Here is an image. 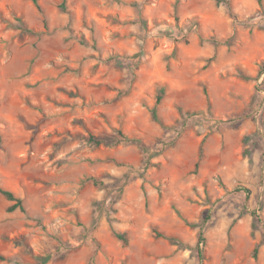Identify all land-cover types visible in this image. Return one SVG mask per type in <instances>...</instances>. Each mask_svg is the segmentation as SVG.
<instances>
[{
	"label": "rangeland",
	"instance_id": "obj_1",
	"mask_svg": "<svg viewBox=\"0 0 264 264\" xmlns=\"http://www.w3.org/2000/svg\"><path fill=\"white\" fill-rule=\"evenodd\" d=\"M38 1L0 0V264H264V0Z\"/></svg>",
	"mask_w": 264,
	"mask_h": 264
},
{
	"label": "trees",
	"instance_id": "obj_2",
	"mask_svg": "<svg viewBox=\"0 0 264 264\" xmlns=\"http://www.w3.org/2000/svg\"><path fill=\"white\" fill-rule=\"evenodd\" d=\"M32 2L36 5V7L38 9H41V6L39 4V1L38 0H32ZM160 98H158V101L156 103V105L153 107V110H152V113H153V116L156 120L159 121V118H158V114H157V104L159 102ZM161 122V121H160ZM198 165V164H197ZM0 193L3 194L7 199L9 200H13L15 201V203L11 206L10 209H15L17 207H20L21 209H24V206H23V201L21 198L17 197L12 191L10 190H7V189H4L0 186ZM158 235L160 236H164L162 233H159L158 232ZM170 239H172V237H168ZM203 241V238L200 237L199 240H198V245L201 244ZM201 249V248H200ZM201 252V250H200ZM254 253L256 254L257 253V247L255 248L254 250ZM0 259H4V256L0 254Z\"/></svg>",
	"mask_w": 264,
	"mask_h": 264
}]
</instances>
